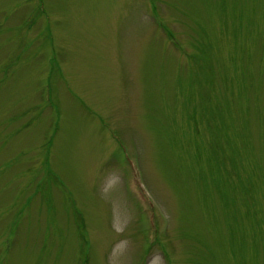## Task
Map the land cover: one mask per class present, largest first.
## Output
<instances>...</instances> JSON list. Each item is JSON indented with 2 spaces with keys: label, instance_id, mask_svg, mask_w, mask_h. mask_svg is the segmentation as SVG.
<instances>
[{
  "label": "rangeland",
  "instance_id": "rangeland-1",
  "mask_svg": "<svg viewBox=\"0 0 264 264\" xmlns=\"http://www.w3.org/2000/svg\"><path fill=\"white\" fill-rule=\"evenodd\" d=\"M48 60L54 107L41 100ZM161 125L169 150L154 146ZM207 158L224 162L228 187L202 185ZM131 167L157 242L144 235ZM142 257L264 264V0H0V264Z\"/></svg>",
  "mask_w": 264,
  "mask_h": 264
},
{
  "label": "trees",
  "instance_id": "trees-1",
  "mask_svg": "<svg viewBox=\"0 0 264 264\" xmlns=\"http://www.w3.org/2000/svg\"><path fill=\"white\" fill-rule=\"evenodd\" d=\"M56 67V65H55ZM6 73V72H5ZM53 78V75L51 76ZM6 81V80H5ZM1 82H3V80H1ZM205 101V99L203 100V102ZM222 109L220 110L222 112V116L224 117L226 114V106H222L221 107ZM236 124H233V125H227L226 128H225V131L233 138V139H236V143L240 142V149L242 151H244L245 149H242L243 147L244 148H250L252 149L251 147V142H250V138L249 136H246L245 133L243 132L242 128L241 130L239 131L240 129V126L238 128L235 127ZM237 131V132H234ZM241 154V152L239 153V155ZM214 162H213V161ZM241 164V162H240ZM202 165H203V168H198L200 171H199V175L201 177H204L200 182H202V185L205 184H213L215 185V183H213V180L214 178L216 179L215 181H218L220 184H223L225 187L229 186L228 185V175H227V171H226V167H225V164L224 162H217L214 158H207L205 159L203 162H202ZM51 170V169H50ZM49 170V171H50ZM51 178V176H50ZM239 178V177H238ZM240 179V178H239ZM207 180V182H205ZM242 181V179H240ZM243 182V181H242ZM37 183V182H36ZM244 183V182H243ZM43 184H44V187H45V183L43 182H38L37 184V190L38 191H43ZM220 184H216V185H219L221 187ZM236 184H238V188L240 190V186H241V183L240 182H236ZM35 185V184H34ZM4 189H6L5 187H2ZM36 189H34V193L36 192ZM222 189V187H221ZM223 190V189H222ZM39 193H37L38 195ZM239 194V191L237 190V187L235 186V194H234V197L232 200H236L237 196ZM34 196H31L30 198H28L27 202H26V206L22 207L19 212H23L24 214V210L25 209H29L30 208V204H31V200ZM227 196H225L224 198V190L220 193H215L213 195V199L215 200V202L218 204V206L221 208L222 211H226V212H229L230 214L232 213V204L228 201H226L225 199ZM229 200V199H227ZM224 202L223 206H220V203L221 202ZM230 203V204H229ZM219 208V209H220ZM246 216V215H245ZM250 216L253 218V216L250 214L249 215V218ZM241 227H243V221H238L237 222ZM215 228V227H214ZM216 231L218 232V235L220 237V239H222V237L226 236V231H225V228H222L220 226H216ZM14 232H18V230L16 231V229L14 231L11 230V233L14 234ZM12 234V235H13ZM11 235V236H12ZM245 237V236H244ZM214 239V237L212 236V240ZM233 251L236 255L238 254H242L243 251H244V243H239L238 240L236 242V244H234L233 246ZM224 250L222 248V254H223ZM232 255V258L233 260L235 261V256L233 254Z\"/></svg>",
  "mask_w": 264,
  "mask_h": 264
},
{
  "label": "bare ground",
  "instance_id": "bare-ground-1",
  "mask_svg": "<svg viewBox=\"0 0 264 264\" xmlns=\"http://www.w3.org/2000/svg\"><path fill=\"white\" fill-rule=\"evenodd\" d=\"M170 112L172 113V111H170ZM168 117L172 118V115L168 116ZM164 126L165 125L157 126L158 127L157 132L160 134L162 142H160L158 144V141L154 140V146L157 147L158 149H159V147H161L163 149V146H164V150H169L170 148H172L174 146L175 142L172 141L173 136L170 135V133L167 131V129H165ZM251 218L252 217L250 216V220H251ZM253 220H252V224H253ZM247 226H248V223H247ZM248 229H250V228H248ZM253 230H254V227H253Z\"/></svg>",
  "mask_w": 264,
  "mask_h": 264
}]
</instances>
